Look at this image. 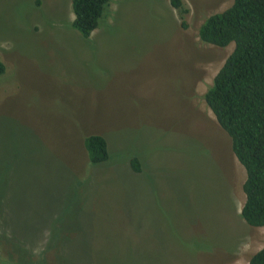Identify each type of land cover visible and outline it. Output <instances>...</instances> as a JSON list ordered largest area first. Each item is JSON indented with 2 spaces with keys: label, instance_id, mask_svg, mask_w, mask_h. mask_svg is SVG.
Returning <instances> with one entry per match:
<instances>
[{
  "label": "rangeland",
  "instance_id": "obj_1",
  "mask_svg": "<svg viewBox=\"0 0 264 264\" xmlns=\"http://www.w3.org/2000/svg\"><path fill=\"white\" fill-rule=\"evenodd\" d=\"M232 2L110 0L85 38L71 0H0V264H248L264 227L203 98L234 44L198 37Z\"/></svg>",
  "mask_w": 264,
  "mask_h": 264
},
{
  "label": "trees",
  "instance_id": "obj_2",
  "mask_svg": "<svg viewBox=\"0 0 264 264\" xmlns=\"http://www.w3.org/2000/svg\"><path fill=\"white\" fill-rule=\"evenodd\" d=\"M109 1L71 0L72 27L88 38ZM170 3L180 14L187 12L182 0ZM198 37L218 47L234 44L203 98L229 135L231 150L245 169V201L240 214L248 225L264 227V0H233L201 23ZM4 71L0 61V76ZM84 147L92 164L109 159L103 135H87ZM130 166L140 170L136 156L130 159ZM248 264H264V245L251 255Z\"/></svg>",
  "mask_w": 264,
  "mask_h": 264
}]
</instances>
